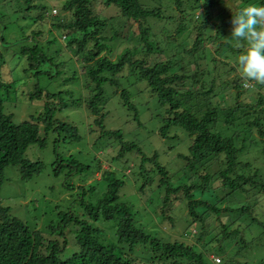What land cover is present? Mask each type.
Returning <instances> with one entry per match:
<instances>
[{
    "label": "trees",
    "instance_id": "trees-1",
    "mask_svg": "<svg viewBox=\"0 0 264 264\" xmlns=\"http://www.w3.org/2000/svg\"><path fill=\"white\" fill-rule=\"evenodd\" d=\"M98 1L100 12L115 6L114 15L101 16L95 8ZM226 2L65 0L61 6L63 15L59 16L57 9L58 15L52 19V13H57L54 6L48 11L37 0H0V8L13 5L11 13H19L22 20L33 24L24 35L33 43L21 45L19 53L26 57L23 72L32 73L36 80L22 97L41 102L37 113L14 122L5 103L17 98L18 80L0 76V186L9 166L17 169L22 181L42 173L44 162L28 158L25 151L32 145L44 148L51 133L52 173L59 176L65 171V189L75 187L68 176L87 173L92 166V172L100 171V178L87 189L78 185L81 190L72 198L83 215L73 209L60 210L56 222L48 226L52 238L30 229L10 212L9 206H0V264H144L134 256L138 247L149 253L148 264H211L209 252L221 255L220 264H264V177L252 162L240 157L248 152L249 145L258 144L264 164V84L242 79L237 62L217 58H230L223 52L240 55L244 50L245 44H237L230 35L232 17L247 3L258 0ZM119 18L136 24V43L128 40L133 35L126 34L132 24L126 27L125 22L119 27ZM2 20L5 14L1 13L0 23ZM47 26L60 33L65 46L73 47L82 63L81 72L77 65L73 66L62 81L82 78L81 85L87 93L81 100L83 104L77 105H83L88 112L90 131L96 136L94 143L107 140L111 144L106 169L101 159L85 163L71 154H58L61 136L64 141L78 142L82 135L76 124L55 117V112L67 105L63 95L71 96L72 91L53 92L37 81L45 75L53 82L67 68V59H57L61 48L49 52L50 45H59L55 35L47 41V48L39 41ZM153 28L168 29V33L173 30L159 37ZM105 30L112 33L105 34ZM116 39H122L121 49L112 58L109 45ZM0 40L6 42L3 35ZM3 63L5 57L0 52V66ZM138 81H144L162 108L159 136L184 141L187 148L175 154L181 163L174 173L169 174L158 152L149 154L142 144L125 139L121 128L105 124L109 112L102 108L109 97L127 111L137 127L143 126L139 113L143 101L135 98L142 92ZM131 154L140 158L137 175L142 183L138 190L145 193L154 181L158 184L147 200L148 208L155 207L162 219L173 223L175 206L184 202V234L190 230L189 236H194L195 242L161 238L138 222V208L121 192L127 174L112 168L122 167L119 161H127ZM153 196L158 197L156 206ZM69 222L75 231L71 243L77 249L62 257L67 245L63 227ZM100 222H107L115 241L105 238L106 226H99ZM246 231L251 237L247 238ZM247 257L253 259L249 261Z\"/></svg>",
    "mask_w": 264,
    "mask_h": 264
},
{
    "label": "rangeland",
    "instance_id": "rangeland-1",
    "mask_svg": "<svg viewBox=\"0 0 264 264\" xmlns=\"http://www.w3.org/2000/svg\"><path fill=\"white\" fill-rule=\"evenodd\" d=\"M37 1L43 3L48 11H50L54 6L56 10H59V16L63 15L61 6L65 0ZM230 1L231 0H228V3H231ZM12 6L13 5H11L10 7L7 6L8 8H0V14H5V20H2V22L0 23V35H3L6 40V42L0 40V52L3 53L5 57V64L3 63L0 66V76L10 81L18 80L15 84L17 98H10V100L5 103V108L7 112H10L12 114L13 121L19 122L22 119L28 118L31 114L37 113L41 109V102L40 100H28L27 98L22 97V94L26 93L25 89L28 90L29 88H31L36 80L32 73L26 74L23 72V68L26 65V57L24 55L21 56V54L19 53V48L21 45H23L24 43L29 45L33 43V40L31 42V39L27 40L24 37V35L29 33L30 27L33 24L32 22H30V20H22V18L19 16V13H11L10 10ZM95 8L97 12H100V9L102 7L99 1L96 3ZM115 9L116 7L113 5L105 7L104 10L102 9L100 12L101 16H108L110 14L114 15V12L112 10ZM58 10L57 13H52V19L56 18L55 16L58 15ZM50 15V13L47 15L46 20H48V17H50ZM118 21L119 27L121 25H124V23L126 22L122 21V18H119ZM131 24V28H128L130 32L127 30L126 34L129 33L133 35L131 37H128V40L130 39L131 43H136L138 32L136 24L132 23L129 20L125 23L126 27H128V25L130 26ZM4 26L5 28H3ZM48 29L50 31H47ZM167 30H159V32L156 28H153V31L156 32L159 37H164V34L167 35L172 33L173 28L171 31H169V33L167 32ZM111 33L112 31L105 30V34ZM54 35L57 37L59 45H50L49 52H53L61 48V50H58L61 54L57 59L64 58L67 59L69 63L68 61L66 62L67 68L57 80L55 79L53 82H50V79L47 76L42 75L38 77L37 81L41 86L53 92L63 89L72 91L71 96L66 93L63 95L64 98L68 99L67 105L64 106L63 109L57 110L55 112V117L76 124L82 135V139L78 142L64 141L62 140L63 136H61L62 138L57 144L58 154L61 156L71 154L76 159H79L85 163H89V161L91 162L94 159H101L103 160L101 164L102 168L106 169L109 167V164L105 161V159L110 156V149H112L111 144H108L107 140L103 143H94V138L96 136L90 131V119L88 112L83 105H77L80 102L82 103L81 100L87 93L81 85L82 78H79L80 80L77 81H62L64 78L68 77L71 74L70 70L73 68V66L77 65L78 71H82L80 67L82 63L78 62L80 59H78V57L74 55L75 49L73 47H66L63 41L64 39L60 36V33H57L53 29H50L48 26L45 28L44 34L39 38V41L43 48H47V41L54 38ZM121 40L122 39H116L114 41V44L112 43L109 45L110 57L114 58L116 52L121 49L119 48V42H122ZM243 51L240 53V55L243 53ZM223 53L225 55L229 54L228 57L230 58H224L222 56H218L217 58H220L225 62L236 63L239 56L238 54L225 52ZM217 65H219V63ZM192 68L193 67L191 65V69ZM211 75H214L212 71ZM207 79L208 78H206V80ZM132 82H135V79H133ZM137 85L142 89V92L138 93L135 98H137V100L143 101L139 106L140 120L141 122H143V126L137 127L136 122L134 120H130V116L127 115V111L118 106L117 102L113 98L110 99L109 97L106 107L104 105L102 108V111L108 110L109 112L107 117L105 118V124L110 128H121L125 139L134 140L139 145L142 144L143 149L148 151L149 154L152 153V151L158 152L160 155V161H162V163L164 164L167 163L166 167L169 174L174 173L177 171L181 163L179 161V158L175 156V154L178 151L184 152L187 150V148L185 147V143L184 141L181 142L176 139H164L159 136V134L157 133V129L159 126V115L162 113V108L158 107V105L156 104V98L150 94L149 90L146 88V84L144 83V81H138ZM169 134L171 135L172 133ZM257 145H249L248 152L240 157L243 158V160H249L250 162H252L254 167H257L260 174L264 177V164L262 163L263 157H260L261 154L258 153L259 146ZM170 146H175V149H169ZM25 155L32 160L41 159L44 162L43 171L39 176L29 181H22L17 169L11 166L5 168V179L0 186V206H9L10 212L23 220L30 229L40 230L44 236L49 235L52 238L49 233L48 226L50 223L56 222L60 210L73 209L75 213L83 215L82 209L79 206L73 205L72 198H75V196L77 195V190H81L78 185L81 186V188L87 189L93 180L100 178V171L94 170L92 172V166L91 169L87 171V173H85L86 171H80L74 173L71 176H68L70 178L69 181L73 182L75 184V187L73 189H65L62 186L65 171H63L59 176H54L52 173L51 162L54 158L52 133L48 135V143L44 148H39L36 145L29 146L25 151ZM128 158L129 159H127V161H124V159L123 161H119L118 165H121L120 163H123L122 167L112 165V168L118 169L117 173L119 174H121L122 172L127 174L125 177V186L123 187L121 192L123 194L124 191L126 199L133 202L138 208V222L144 225L148 230H151L153 233L161 236V238L171 237V239L176 238L195 242L196 240L194 239V236H189L190 230L186 231V234H184L186 228V223L183 219L185 214V203L182 202L175 206L172 213V215L174 216L173 223L169 222L166 219H162L159 215L158 210L156 212L155 207L150 206V208H148L150 204H148L147 200H149L151 191L153 193L156 185H158L157 181H154L150 188L147 187L145 189V193H141L138 190V187L142 182L137 175L140 158L137 157L136 154L128 155ZM148 189H150V191ZM86 196H88V194ZM157 198H154L155 202ZM157 204L158 203L156 202L154 206H156ZM98 225H105V238L110 241H115L113 231L107 226V222H100ZM73 227L74 226L70 222L63 227V230H65L64 238L67 240V245L65 250L61 253L62 257H67L77 249V245L71 243L75 232L73 230ZM252 228L258 229L257 227ZM195 232L198 233V230H196ZM245 235L247 236V238L251 237V234L247 231L245 232ZM53 237H56V235H54ZM59 237L60 236L57 235L56 238ZM60 240H63V238H60ZM197 246L200 247L199 244H197ZM134 256L138 258V260L136 261H138L139 263L148 264L147 258L149 256V253L145 249L138 247L135 251ZM212 257L221 258V255L211 254L210 252L208 255L211 264L221 263H217ZM252 259V257H247V260L249 261Z\"/></svg>",
    "mask_w": 264,
    "mask_h": 264
},
{
    "label": "clouds",
    "instance_id": "clouds-1",
    "mask_svg": "<svg viewBox=\"0 0 264 264\" xmlns=\"http://www.w3.org/2000/svg\"><path fill=\"white\" fill-rule=\"evenodd\" d=\"M232 25V39L237 44H245L236 61L241 78L264 84V0L241 7L233 15Z\"/></svg>",
    "mask_w": 264,
    "mask_h": 264
},
{
    "label": "built area",
    "instance_id": "built-area-1",
    "mask_svg": "<svg viewBox=\"0 0 264 264\" xmlns=\"http://www.w3.org/2000/svg\"><path fill=\"white\" fill-rule=\"evenodd\" d=\"M216 262H219L220 261V258L216 257L214 258Z\"/></svg>",
    "mask_w": 264,
    "mask_h": 264
}]
</instances>
